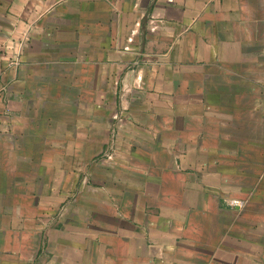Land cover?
<instances>
[{
    "label": "crops",
    "instance_id": "0c3cea01",
    "mask_svg": "<svg viewBox=\"0 0 264 264\" xmlns=\"http://www.w3.org/2000/svg\"><path fill=\"white\" fill-rule=\"evenodd\" d=\"M0 264H264V0H0Z\"/></svg>",
    "mask_w": 264,
    "mask_h": 264
},
{
    "label": "built area",
    "instance_id": "2783aa9c",
    "mask_svg": "<svg viewBox=\"0 0 264 264\" xmlns=\"http://www.w3.org/2000/svg\"><path fill=\"white\" fill-rule=\"evenodd\" d=\"M107 159H109L110 158V155H107V157H106Z\"/></svg>",
    "mask_w": 264,
    "mask_h": 264
}]
</instances>
